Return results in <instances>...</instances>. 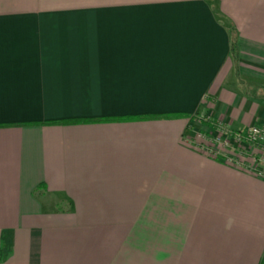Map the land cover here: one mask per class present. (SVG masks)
I'll return each mask as SVG.
<instances>
[{
    "label": "crops",
    "instance_id": "1",
    "mask_svg": "<svg viewBox=\"0 0 264 264\" xmlns=\"http://www.w3.org/2000/svg\"><path fill=\"white\" fill-rule=\"evenodd\" d=\"M260 125L264 0H0V264H264Z\"/></svg>",
    "mask_w": 264,
    "mask_h": 264
},
{
    "label": "built area",
    "instance_id": "2",
    "mask_svg": "<svg viewBox=\"0 0 264 264\" xmlns=\"http://www.w3.org/2000/svg\"><path fill=\"white\" fill-rule=\"evenodd\" d=\"M232 136L234 137L233 141L239 145V148L234 149L236 151V154L234 155L226 154L225 152L223 153L219 149L221 146L228 148L230 146L228 142H222V138L219 139L216 137L219 144H216L215 146L214 142L209 141L207 135L202 133H198L196 136V147L212 157L217 158L220 162L226 165L236 166L243 170H252L259 177L264 178V159H258V157H255L256 165L254 164L255 166H250V164L246 163L245 159L247 153L243 149L240 150V147L247 146L248 148L261 150V152L264 153V125L251 127L245 132L235 133Z\"/></svg>",
    "mask_w": 264,
    "mask_h": 264
},
{
    "label": "trees",
    "instance_id": "3",
    "mask_svg": "<svg viewBox=\"0 0 264 264\" xmlns=\"http://www.w3.org/2000/svg\"><path fill=\"white\" fill-rule=\"evenodd\" d=\"M229 34H230V39H231V44H230V57L232 58V61L234 62V64H237L239 61V46H238V36H237V32L235 28H231L229 30ZM167 116H153V117H149V118H137V117H131V118H101V119H96V120H85V121H89V122H113V121H127V120H138V119H166ZM177 117V116H175ZM186 118H191L193 119L194 116H183ZM174 118V116H173ZM84 120H69V121H62V122H51V123H47V124H78V123H83ZM33 124H37V123H31ZM44 188V185L42 184L41 186H39L36 191L35 194L38 195V193L41 191V189Z\"/></svg>",
    "mask_w": 264,
    "mask_h": 264
},
{
    "label": "rangeland",
    "instance_id": "4",
    "mask_svg": "<svg viewBox=\"0 0 264 264\" xmlns=\"http://www.w3.org/2000/svg\"><path fill=\"white\" fill-rule=\"evenodd\" d=\"M205 125L209 126V124H207V123H206ZM198 133H202V134L205 135V133L202 132V131H198L197 134H198ZM206 135H207L209 141L214 142V144H219V143L217 142L215 136H210L209 134H206ZM215 135H216V134H215ZM213 138H214V139H213ZM218 138L221 139V138H224V137H222L221 134H220V135H218ZM225 139H226V138H225ZM222 142H228V143L230 144V146H229L228 148L225 147V146H221V145H220L221 147H219V149H220L223 153L226 152L225 150L231 148V146H233L234 148H239V145H238L237 143H235V141L230 140V139H228V138H227L226 140H223ZM231 142L233 143L232 145H231ZM231 149H232V148H231ZM241 149H243V150L247 153V155H248V153L251 152V153L254 154L255 157H258V159H264V153H262L261 150L248 148L247 146H243L242 148L240 147V150H241ZM251 156H252V155H251Z\"/></svg>",
    "mask_w": 264,
    "mask_h": 264
}]
</instances>
